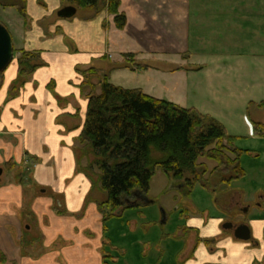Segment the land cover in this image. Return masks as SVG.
Segmentation results:
<instances>
[{
	"label": "crops",
	"instance_id": "0c3cea01",
	"mask_svg": "<svg viewBox=\"0 0 264 264\" xmlns=\"http://www.w3.org/2000/svg\"><path fill=\"white\" fill-rule=\"evenodd\" d=\"M120 1L127 18L123 30L107 11L96 16L77 11L74 18L61 19V0L28 1L30 25H22L13 44L17 51L39 53L45 66L13 98L9 91L18 79L17 64L5 71L0 86V264H117L124 256L108 237L98 208L106 195L78 171V140L88 109L79 68L108 73L114 86L139 89L158 100L166 98L149 84L176 78L182 85L174 83V91L181 93L169 96V102L209 115L227 129L195 93L184 94L189 76H200L191 78L198 81L191 85L197 91L206 88L229 111L249 113L253 120L244 119L250 133L254 122L264 124L259 118L264 88L247 74L248 57L264 70V37L257 35L259 27L264 29V0ZM253 42L261 45L248 50ZM126 55L148 70L129 69ZM121 78L138 86H120ZM29 163V179L19 174L21 180H14L13 170ZM135 198L138 207L153 203L149 194L145 205ZM231 206L221 211L226 214ZM177 211L184 223L169 234L182 243L177 264H264V205L246 214L249 242L223 229L224 215Z\"/></svg>",
	"mask_w": 264,
	"mask_h": 264
},
{
	"label": "trees",
	"instance_id": "16d2710c",
	"mask_svg": "<svg viewBox=\"0 0 264 264\" xmlns=\"http://www.w3.org/2000/svg\"><path fill=\"white\" fill-rule=\"evenodd\" d=\"M28 1L0 0V9H16L27 25L30 22ZM61 1L66 6L90 10L95 16L107 11L115 17L118 30L126 27L127 18L120 13V0ZM124 57L129 69L148 70L136 65L134 55ZM44 66L39 53L22 52L18 79L9 91V98L15 97ZM78 72L85 78L82 90L88 100L85 125L77 147L78 171L91 180L92 170L99 171L98 185L106 195V200L98 204L104 225L118 213L138 205L129 203L128 198L135 197L136 193L141 199L148 196L158 170L180 185L178 192L185 198H189L198 185L206 188L207 176L213 178L217 174L220 185L228 187L245 176L241 163L243 151L234 145L236 137L217 119L152 98L139 89L116 87L110 83L108 73L94 68H79ZM85 88L89 89L86 93ZM98 89L100 94H97ZM253 127L255 135L264 137V125L254 122ZM201 160L216 166L210 170ZM206 243L212 244L211 241Z\"/></svg>",
	"mask_w": 264,
	"mask_h": 264
},
{
	"label": "rangeland",
	"instance_id": "374dc122",
	"mask_svg": "<svg viewBox=\"0 0 264 264\" xmlns=\"http://www.w3.org/2000/svg\"><path fill=\"white\" fill-rule=\"evenodd\" d=\"M62 8L68 7L64 5L61 1ZM264 9V6H263ZM1 10L0 9V24L3 25L11 34L12 39L17 37L18 30L24 24V20L19 15L16 9L10 8ZM77 11H90V10H80ZM30 25H24V28H28ZM257 30L259 34L264 37V29L259 27ZM14 45V44H13ZM261 45V43L253 42L248 50H256ZM23 52V51H22ZM21 51H17L14 47V60L12 65H18L19 71V59L22 56ZM249 61V70H247L248 76H251L253 81H258L261 87L264 88V70L259 67L254 66V60ZM85 70V69H83ZM79 73V72H78ZM4 73L0 74V86L4 81ZM80 74V73H79ZM81 75V74H80ZM83 77V75H81ZM194 79H199L200 76H189V81L196 84L198 81ZM84 81L85 78L83 77ZM175 81H169L162 83H150L149 86L157 89L163 97L169 101V96L180 95L181 91L176 90L174 83L179 84L180 80L173 78ZM83 81V83H84ZM92 82H96L92 80ZM187 85L184 94H187L190 98L194 93L198 97V102L210 108V111L217 113L225 123L228 125V133L236 137L235 146L243 151L241 157L242 167L245 170V176L234 182L231 187L220 185V177L217 174L213 178H208L209 184L206 188L198 185L195 187L193 193L189 198H185L180 195L178 190L179 184L173 183V181L168 178L161 170H158L155 177L151 182L150 187V200L152 204L146 206H141L137 209H128L124 214V217L118 218L113 217L108 220L106 226H108V237L111 239L113 244L123 250L124 256L120 258L117 264H177L175 257L177 253L181 250L182 243L176 242L169 235L174 232V229L178 225H182L180 214L177 210L183 208H189L192 212H207L211 216L224 215L227 220L228 216L221 211L229 206L232 196L235 195L237 198L241 197L243 202L251 203V207L255 209L256 203L259 201L258 193L263 192L264 195V137L257 136L250 133V129L246 124L244 117L253 120L249 113L241 112L237 110L235 112L229 111L226 105L222 103L219 97L210 95L206 88H202L201 91H197L193 84ZM117 83L120 86H125V88H135L138 84L134 82L127 83L125 79H119ZM181 83V82H180ZM83 85V84H82ZM182 85V83H181ZM88 88H85L88 92ZM21 91V90H20ZM260 91L262 89L260 88ZM263 94V95H262ZM264 97V90L260 92L259 97ZM262 113H260L261 115ZM261 121H264V115L260 117ZM256 123V122H255ZM260 124L264 125L260 122ZM93 158L90 157V160ZM200 162L206 163L210 170L214 169L215 163L206 160H201ZM86 164V161H85ZM15 167V166H14ZM33 165L29 163L24 169H12L11 167L7 170L14 172V180L20 181V176L25 178L31 176ZM8 173V171H6ZM92 181L94 182V188L100 190L98 185L99 171L94 168L90 173ZM89 177V176H88ZM90 178V177H89ZM28 181V180H27ZM169 185V190H165ZM218 188L217 192L214 193V189ZM101 191V190H100ZM102 192V191H101ZM237 194V195H236ZM105 195V194H104ZM95 196V195H94ZM177 197V199L175 198ZM144 199V198H143ZM106 200L103 198L101 202ZM129 203L137 202L135 197L128 198ZM145 201H141L140 205H145ZM139 204V203H137ZM169 210V214L167 211ZM163 211L166 213V223L161 224L163 220ZM239 215V210L234 209L232 213V219ZM240 220L243 218L239 217ZM238 220V219H237ZM159 222V224H156ZM110 224V225H109ZM169 235V238L167 237ZM120 255V254H119Z\"/></svg>",
	"mask_w": 264,
	"mask_h": 264
},
{
	"label": "water",
	"instance_id": "95a60500",
	"mask_svg": "<svg viewBox=\"0 0 264 264\" xmlns=\"http://www.w3.org/2000/svg\"><path fill=\"white\" fill-rule=\"evenodd\" d=\"M77 15V9L72 6L65 7L58 12V17L61 19H72ZM14 60V45L10 32L0 24V74L4 73ZM2 171L0 170V175ZM136 196L141 199L139 193ZM145 201V199H142ZM166 223V213L163 211V220L161 224ZM229 229L234 232V237L238 240L249 242L251 241L252 234L248 225H241L238 227H232L228 225Z\"/></svg>",
	"mask_w": 264,
	"mask_h": 264
},
{
	"label": "flooded vegetation",
	"instance_id": "af4514ba",
	"mask_svg": "<svg viewBox=\"0 0 264 264\" xmlns=\"http://www.w3.org/2000/svg\"><path fill=\"white\" fill-rule=\"evenodd\" d=\"M258 199H259V201L256 203L255 207L263 206L264 205V195H260L258 197ZM141 201H143V200H141ZM230 205H232V206H231V208L228 209L229 212L226 213V215L228 216V219L224 222L222 227L224 230H228L231 233H233L234 231L232 229H229L228 225H231L232 227H235V228L238 226H241V225H248L247 220L245 218H246V214H248L252 205L249 202H243V199L241 197L237 198L236 196H234V198L231 200ZM234 209L239 210V215L236 218L234 217L232 219L231 215L234 212ZM239 217H241L243 219L240 220ZM251 234H252V232H251ZM251 240H252V238H251ZM199 243H201V240H199V238H197V244H199ZM255 244H257V243H255Z\"/></svg>",
	"mask_w": 264,
	"mask_h": 264
}]
</instances>
